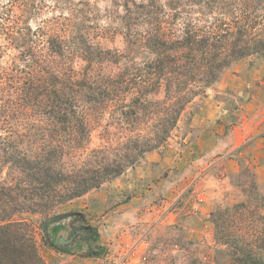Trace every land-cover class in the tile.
Instances as JSON below:
<instances>
[{
  "label": "rangeland",
  "instance_id": "rangeland-1",
  "mask_svg": "<svg viewBox=\"0 0 264 264\" xmlns=\"http://www.w3.org/2000/svg\"><path fill=\"white\" fill-rule=\"evenodd\" d=\"M152 1L154 8L150 0H0V108L5 94L16 92L8 85L33 69L61 75L68 65L77 71L86 65L77 56L50 57L49 37L85 35L118 51L119 63L102 66L117 74L155 59L142 46L150 29L161 24L180 37L187 23L212 21L204 5L190 0ZM136 38L140 45L132 47ZM28 43L32 58L24 53ZM120 118H107L112 140L121 137ZM102 134L94 131L93 148L107 145ZM236 203L264 216V56L231 65L186 107L165 145L134 168L61 208L59 219L32 222L46 264H189L217 255L212 215Z\"/></svg>",
  "mask_w": 264,
  "mask_h": 264
},
{
  "label": "trees",
  "instance_id": "trees-1",
  "mask_svg": "<svg viewBox=\"0 0 264 264\" xmlns=\"http://www.w3.org/2000/svg\"><path fill=\"white\" fill-rule=\"evenodd\" d=\"M190 2L204 5L212 21L187 23L180 37L161 24L150 29L142 46L155 59L142 67L104 72V64L116 65L123 55L85 35L52 36L50 57L77 56L86 65L79 71L68 65L61 75L33 69L8 85L16 92L5 94L0 108V264H46L32 217L55 221L61 208L134 168L165 145L186 107L231 65L264 56V0ZM147 6L154 8L153 1ZM30 45L24 53L32 58ZM161 92L162 99H150ZM115 113L121 137L112 140L107 118ZM98 128L107 145L93 148ZM147 129L152 137L144 136ZM212 222L217 255L189 264H264V216L251 205L220 206Z\"/></svg>",
  "mask_w": 264,
  "mask_h": 264
}]
</instances>
